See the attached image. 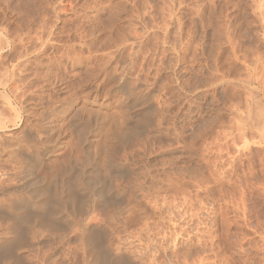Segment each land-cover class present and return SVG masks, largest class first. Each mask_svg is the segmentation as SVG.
<instances>
[{
    "label": "rangeland",
    "instance_id": "374dc122",
    "mask_svg": "<svg viewBox=\"0 0 264 264\" xmlns=\"http://www.w3.org/2000/svg\"><path fill=\"white\" fill-rule=\"evenodd\" d=\"M121 82L154 98L166 132L111 155L112 133L123 135L129 114ZM91 85L97 95L86 93ZM65 99L86 122L92 114L100 122L89 178L117 176L105 165L113 156L131 171L135 210L111 236L131 250L130 263L264 264V0H0V117L17 123L0 133L1 170L24 169L11 153L15 139L26 153L48 148L42 136L22 142L21 128L39 133L42 109ZM62 114L50 118L60 140L46 153L49 172L42 165L35 173L49 188L70 166H86L78 132ZM5 180L1 206L27 197L24 180Z\"/></svg>",
    "mask_w": 264,
    "mask_h": 264
},
{
    "label": "bare ground",
    "instance_id": "6f19581e",
    "mask_svg": "<svg viewBox=\"0 0 264 264\" xmlns=\"http://www.w3.org/2000/svg\"><path fill=\"white\" fill-rule=\"evenodd\" d=\"M118 88L122 92H124V103L128 108L129 114L128 120L126 119V122L125 120L124 122H120L123 123L120 124L121 128L123 127V135H119L118 137V134L114 135L112 133L111 143H116L117 146L115 148V151L112 148L111 152L113 153L110 152L111 155H116L115 153H117V149L121 148V146H126V144L129 143L130 140L137 139V142L134 144L136 147H144L148 143L150 144L151 139L153 140L154 138L158 137V135H160L162 125L164 126L165 124L164 120L166 121V119L162 118L163 113H160V111H158L160 108L158 109L157 104L153 100L154 98L149 93L145 94L138 92L134 94L131 89L128 90V86L125 82L118 83ZM85 89L87 91L86 93L88 94L97 95L99 93L97 87H93L92 85L87 86ZM106 94L111 95L112 91L107 90ZM3 100H5L8 108L10 107L11 110H14V113H17L15 112L16 106L14 107V98L12 99L10 97H5V99ZM62 113H66L69 116L68 125L73 130H77L78 132L79 137H77L78 139H80V148L86 161V166L84 163L85 170L80 171H73V169L71 171V166L68 168L70 170L65 168L66 170H64V172L60 174V178H57L59 179L58 181H56L57 183H54L55 186L53 188H49V185H47L44 180H38L35 177V173L37 167L39 168L42 165L45 167L46 171L49 172L48 169H50L52 161L49 157H47L46 153L49 148L52 149L56 147L59 144L60 140L58 136L52 135V132L50 130V118L53 119L59 117V115H61ZM167 117L169 116H166L165 118ZM39 121V129L41 132L39 131V133H36L32 128L25 126L21 128L20 137L22 142L28 143L33 141L38 136V138L41 139L40 136H42L47 141L46 145L48 144V148L36 153H26L24 152L25 150H22L24 145L21 144L20 140L17 142L15 139V143H13L14 145L11 153L14 155V157H17L18 159L20 158L22 160L24 169L22 172L20 171L21 173L12 169H10L12 170L11 172H7L5 167V172L4 169H2L3 171L0 169V184L3 179L7 180L10 178L11 180V177L17 181L24 180L21 185L22 189L24 190L20 189L19 191H25V193L27 194V197L24 199L22 197V200H19V198H15L16 201H14L15 199H13L14 202H12L11 205L8 204L9 206L0 205V234L4 233V237L0 238V264H45L47 260H52V262L54 263H58L59 261H62L63 263V261H66L70 262V264H131L133 262V258L131 259L132 256H129V254H131V250H128L129 248L127 249V246L125 244L122 245L119 242L118 245H116L118 242L117 241L114 245L112 241V239L114 240V238L118 236L116 235V228L120 225L122 226V224H124L125 218H127L126 215H130V213L135 210V207L132 205V200L130 198L131 195L127 194V191L135 183L133 182L131 171L126 167H120L118 165L116 166V164H114V162L116 161L112 160L113 158H115V156H113L112 159L110 156L111 160L105 157L106 168H108V170H114V175H118L111 176L108 174L111 177L106 179L101 178L99 175H97V177L93 179L89 178V174L94 168V163H96L94 159L92 160L93 156H91V153L93 145L92 138L100 129L98 116L92 114L89 121L86 122L81 118L80 112H78L74 108L73 103H71L69 100L66 101L65 99V101L63 100V102H60V104L58 103L56 105L50 106L49 108L47 107V109H42L39 114ZM162 121L164 122L163 124ZM9 123H12L13 125L17 124L15 123V121L11 122L5 118L0 117V133L2 134V136L4 135L6 130H8L9 125L7 124ZM163 128L165 129V127ZM164 131L166 132V130ZM20 137L18 139H20ZM11 142L9 144H11ZM43 142L45 143V141ZM116 144L112 145L115 146ZM2 151L4 150L2 149ZM126 153L127 152H125L124 156H126ZM127 155L129 156V154ZM17 161L19 162L20 160ZM120 171L123 172L121 173ZM133 171L135 172V170ZM118 172H120V174ZM20 175H22V178H20ZM114 177L121 178V182H118L119 184L115 187H113L114 182H111L114 181ZM145 178L146 177H144V179ZM150 179L152 178L150 177ZM150 184L151 183H148V185ZM16 185L18 187L19 182ZM153 186L155 185L153 184ZM155 190L158 189L155 188ZM19 191L13 189L10 194L11 196L17 197ZM158 194L159 193H157L156 196H158ZM153 199L152 201H154ZM147 200L148 202H152L149 201V199ZM164 202L163 207L165 204H167V202H165V204ZM87 204L89 207L87 206L88 208H84V206ZM160 204H158L159 207L161 206ZM168 222L171 224V220ZM167 227L168 226H166V228ZM171 228L173 229V227ZM112 235H114V237L111 239ZM173 236L174 239L175 235ZM131 239L128 243H133V241L131 242ZM172 240L171 242L173 243ZM162 241L164 242L163 238ZM166 246L168 245L166 244ZM160 247L162 250V246ZM127 250L130 253L127 252ZM130 261L132 262L130 263ZM66 262H64V264Z\"/></svg>",
    "mask_w": 264,
    "mask_h": 264
}]
</instances>
